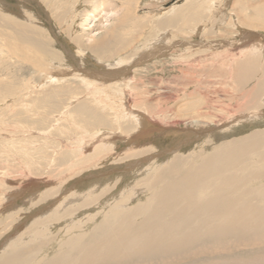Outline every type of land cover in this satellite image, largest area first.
<instances>
[{
    "label": "rangeland",
    "instance_id": "1",
    "mask_svg": "<svg viewBox=\"0 0 264 264\" xmlns=\"http://www.w3.org/2000/svg\"><path fill=\"white\" fill-rule=\"evenodd\" d=\"M109 1L111 3L105 0L101 4V0H0L1 14L17 19L23 25H16V28L30 54V58H23L18 52L12 54L6 49L2 38L9 36L12 30L6 24L8 20L0 15V254L9 248L20 249L19 241L23 242L22 248L43 243L38 256L31 257L27 264H41L44 258L52 255L56 243L66 236L63 232L69 223L73 224L69 228L74 230L68 235L86 233L115 201L126 197L124 207L129 208L141 200L146 192H150L145 186H154L153 183L165 179L171 161L212 159L217 147H227V143L237 142L243 136H249L251 131L256 134L257 129H264L263 105L259 106L260 119L234 122L231 117L230 122L226 118L238 104L248 103L233 96L234 64L241 58L242 51L248 50L251 54L249 49L257 37H264V27L240 25L237 15L254 17L259 9H264V5L256 4L264 0H252L255 5H250L251 0L246 5L234 4V0L217 5L215 11L223 9L232 17L225 23L215 25L210 22L211 13L206 16L203 12L201 19L185 13L167 26L160 25L159 19L185 0ZM159 3L162 5H157ZM124 5L130 7V24L126 23L124 28L129 32L124 33L122 28L117 31L121 37L119 42L112 48H101L98 46L101 38L113 29H121L115 20L125 10ZM260 16H264V12ZM238 23L240 26L236 25ZM240 29L249 32L240 34ZM250 32L260 33V36L249 38ZM236 46L239 47L236 49ZM51 53L56 58L52 59ZM45 59L47 63L57 65L49 73L33 66L36 61ZM128 59L129 65L128 62L125 64ZM259 60L255 77L245 88L261 77L260 67L264 72V55H260ZM113 64L118 66L113 71L119 68L124 71L120 77H105L100 73L112 71ZM98 74L102 76L97 78ZM46 75L62 81L50 82ZM78 75L95 78L97 84H85ZM66 78L69 80L63 81ZM262 86L264 94V81ZM131 108H136L134 113L143 111L140 116L144 119L146 115L148 126L145 129H151V132H147L146 138L142 135L138 144L129 145L128 139H124L126 134L119 136L114 116L130 117L128 109ZM195 116L200 123L191 122ZM160 128H163L162 133ZM174 128L177 133L171 136L169 131ZM103 131L109 134L104 141L99 138ZM137 145L145 147L129 150ZM98 147L111 152L104 156L97 152ZM133 152L143 154L138 158L149 155L151 158L125 172L126 162L138 160L133 159ZM126 153L131 157H125ZM70 190L73 192L67 200L64 196ZM43 195L45 199H42ZM85 195H90L93 201L91 199L81 207L79 204ZM56 198L60 200L57 209L58 204L52 205ZM67 209L71 210V216L58 220L51 216L52 212L61 215ZM32 221L36 226L30 232ZM51 236L53 240H50ZM122 262L150 264L148 260ZM185 263L184 260L175 264Z\"/></svg>",
    "mask_w": 264,
    "mask_h": 264
},
{
    "label": "bare ground",
    "instance_id": "2",
    "mask_svg": "<svg viewBox=\"0 0 264 264\" xmlns=\"http://www.w3.org/2000/svg\"><path fill=\"white\" fill-rule=\"evenodd\" d=\"M107 1L108 3H111L109 0ZM124 1L125 0H122V3H124ZM150 1L151 0H149V2ZM226 1L227 0H185V2L183 1L182 4H176V6H173L170 12L165 17L161 16L163 18L159 19V23L162 26L171 25L175 23L178 18L182 16V14L185 13L189 14L192 17H198L201 19L203 12L207 13L206 16L210 15L211 13V21L209 20L211 23L215 25L223 22L225 23L226 21H230V19H232L231 15H229V13H227L223 9L215 11L214 7L221 3L222 5H226ZM247 1L248 0H234L233 2L234 4L238 5H246ZM104 3L105 0H101V4ZM150 3H148V5H150ZM249 3L250 5H255L252 3V0ZM157 5H162V3H159ZM256 5H264V2ZM98 7L99 5H97L95 8L97 9ZM124 9L125 10L122 11L121 15L116 17L115 20L117 21V27L121 29H113L105 37L101 38V40L98 41V46H100L101 48H112L113 44L117 42L119 38H121L119 34H117V31L122 30V28L123 31H125L124 33L129 32L128 29L125 30L124 28L126 26V23L130 24L128 20L130 16V7L124 5ZM262 12H264L263 8L259 9V13H257L254 17L250 16L247 18L239 16L236 13L238 18L237 21H239L240 25L245 24V26L249 25L251 27L257 24L264 27V16H260ZM0 15H3V18H6V20H8L9 23L6 24H9L10 29L12 30L11 32H9V36H3L4 38H2V41H5L4 44L6 46V49L12 54H17L18 52L19 56L23 58H30L29 49L25 47L21 42V35L16 28V25L19 26L22 24H19V21H17V19H10L9 16L1 14V12ZM24 23L26 24L27 22ZM239 23L236 25L240 26ZM25 27L28 28L27 26ZM246 31L249 32L247 29H245V31L240 29V34H243ZM119 33L123 34L122 32ZM250 33L251 34L248 35L249 38H251L250 36L252 35H254V37H256V35L260 36V33ZM106 38L109 39L106 40ZM259 39L257 37V41H254L255 43H253L250 49L248 48L249 51H251V54L248 53V50L244 52L242 51L240 53L241 58L234 64L232 70V81L235 85L232 86L235 92L233 96L235 98L244 99L248 103L243 106L238 104L235 107L232 115H229L230 118L226 117L229 119L226 120L230 122L231 117L232 121L234 122H241L242 120H257L262 117L259 107L260 105L261 107L264 106V102H261V100L263 101L264 99V94L261 89V87H263L262 84L264 81V72L262 67L259 68L262 71L261 77H258L253 82V84L250 85L249 88L244 87L251 81V79H254L252 77H255L257 64H259L258 62L260 61V55H264V37H262V41ZM227 44L229 45V43ZM247 44L248 43H246V45ZM237 47L239 46H236V49ZM48 54L44 55L48 56ZM50 56L52 59L56 58L54 57L53 53H51ZM224 61L223 62L226 64L227 60L225 59ZM36 62L33 66L37 70L40 71V69H42V71H46L47 73L52 71V69L57 66L52 65L51 62L47 63L46 59L45 61L41 60L39 63ZM127 62L129 65L130 59L126 60L125 64H127ZM117 64L119 65V63ZM113 67L114 68H112V71L111 69H108L105 71H101L100 73L104 74L105 77H120V74L124 71L122 72L120 68L113 71V69L118 66L114 65ZM74 76L77 77L76 74H74ZM99 76L102 75L98 74L97 78ZM78 77H81L80 79L85 84H97L95 78H89L82 75H78ZM47 78L50 80V82L62 81L61 79H56L50 75H48ZM124 79L126 80V78ZM124 79L122 80L124 81ZM67 80L69 79H63V81ZM130 96L129 98L126 97L129 99V101H131ZM261 97L263 98L261 99ZM249 107L252 110H250ZM255 107H258L259 109ZM131 109H128V111H130L129 113H131V116L125 119L119 118L115 114L117 112H114V121L116 123L115 128L118 129L119 136L121 134L127 135V137L125 136L124 139H128L127 142L129 143V145L138 144V139H142V135H145V137H143L146 138L147 132H151V129H145V126H148V121L145 118L146 115L143 117L144 119H142V116H140V112L141 114H143V111H140L139 113L137 111L134 113L136 108ZM246 109H248V111ZM196 116L195 118L190 119L191 122H199V119ZM200 116L203 117V114H198V117ZM116 117L119 120H116ZM163 123H165L164 120ZM155 125L157 126V124ZM157 127H162V125H158ZM157 129L155 131H157ZM176 129L177 128H174L172 130L170 129L171 131L169 132L172 133H170L171 136L173 135V133H177ZM161 130H163V128H160L159 131ZM251 132L248 133L249 136H243V138H241L239 141L236 140L237 142L232 141L230 143H227V147H217V151L215 152L216 154L212 157V159H202L196 161L190 159L189 161H187L183 159L181 161H171V164L167 166L166 176L163 181L158 182L157 184L153 183L155 185H151V187L148 188L147 186H145L144 188L146 190H149L150 192H146L147 194H145L141 200L136 201V203L132 204L129 208L124 207V204L127 203L126 197V200L120 198V200L115 201V204L113 206H110L109 210H107V212H105L103 216H101V219L91 227L89 232L68 235L72 233L69 231L74 230V228H69V225H73L69 223L67 226L68 228H65L63 232L64 234H66V236H64L63 239L56 243L57 247L55 251H53L52 255H50L48 258H44L41 264H121L122 261H128L129 259L132 261L148 260V263L150 264H175L177 261L184 260L186 261L185 264H264V129H257L256 134ZM108 135L106 131H103V136H99V138L102 137L101 139L102 141H104V139ZM164 135L163 137H165ZM83 145L85 144L83 143ZM104 145L105 144H103V146ZM142 147L144 148L145 146L137 145L133 146V148L130 147L129 150H141L143 149ZM106 148L108 149V147ZM102 151L104 150L98 147L97 152L101 153L104 156H106L107 153L111 152V150L109 151V149L107 150L108 152L106 150L104 152ZM133 153L135 154L136 152ZM127 155L128 154L126 153L125 157ZM141 155L143 154L137 153L134 155L133 159L137 158L138 160H131L125 163L127 164L125 172H130L131 170H133V167H135V165H138L139 167V165H142V163L144 164L147 159L149 160V158H151L150 155L149 157L143 156L141 158H138ZM72 192L73 191L70 190V193L65 194L64 197L67 198V200L70 199ZM99 192L101 193V191ZM46 196H48V194ZM46 196L43 195L42 199H45ZM85 196L86 198H84V201H82L81 204L78 203L79 205H81V207L84 206L85 203L88 204L92 199L90 195ZM54 200L57 201L55 202ZM54 200H52V205L54 207L58 204L57 206H55V209H57L60 207V200H58L57 198ZM53 201L55 203H53ZM79 205L77 206L79 207ZM5 207L6 206H4V208ZM70 209L64 210L61 215L56 214L57 211L52 212L51 216H54L55 220H58L65 216H71L69 214L71 211ZM36 220L37 219H35V223H37L38 225L39 223ZM55 220L52 221L54 222ZM35 223L33 221L30 223L31 226L33 225L30 229V232L36 226ZM27 231L29 232V230ZM34 233L35 232H33V234ZM40 233L43 234L42 232ZM29 235L31 234L29 233ZM30 239H32V237ZM53 239L54 237L51 236L50 240ZM22 243V241H19V247L20 245H22L20 249L10 250V248L8 247L9 251H4L6 253L1 252L0 264H27L31 257L38 256V253L44 245L43 243L37 244V246L36 244L34 246H30L31 244H29V246H26L27 248L25 246L24 248H22ZM36 262H38V259L36 260Z\"/></svg>",
    "mask_w": 264,
    "mask_h": 264
}]
</instances>
